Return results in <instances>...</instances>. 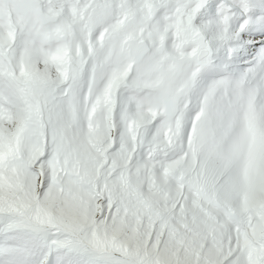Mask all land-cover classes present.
Wrapping results in <instances>:
<instances>
[{"label": "snow or ice", "instance_id": "6c2138e0", "mask_svg": "<svg viewBox=\"0 0 264 264\" xmlns=\"http://www.w3.org/2000/svg\"><path fill=\"white\" fill-rule=\"evenodd\" d=\"M0 264H264V0H0Z\"/></svg>", "mask_w": 264, "mask_h": 264}]
</instances>
